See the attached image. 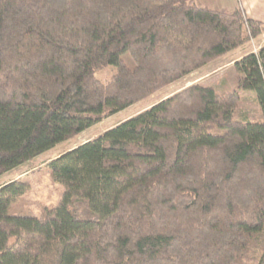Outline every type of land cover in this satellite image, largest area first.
Returning a JSON list of instances; mask_svg holds the SVG:
<instances>
[{"label": "trees", "instance_id": "obj_1", "mask_svg": "<svg viewBox=\"0 0 264 264\" xmlns=\"http://www.w3.org/2000/svg\"><path fill=\"white\" fill-rule=\"evenodd\" d=\"M263 34L199 0H0V177ZM234 68L40 165L65 190L40 217L1 185L0 264H264V46Z\"/></svg>", "mask_w": 264, "mask_h": 264}, {"label": "rangeland", "instance_id": "obj_2", "mask_svg": "<svg viewBox=\"0 0 264 264\" xmlns=\"http://www.w3.org/2000/svg\"><path fill=\"white\" fill-rule=\"evenodd\" d=\"M202 2L206 0H201ZM208 2V7L212 10H219L214 4L213 0L206 1ZM205 3V2H204ZM261 37V36H260ZM260 41L253 40L248 45L241 47L240 49L234 50L228 53V56L222 58L219 62L212 64V66L217 64H222L226 62L229 65L224 66L222 69L218 70L217 72H210V68L204 69L198 72H195L181 81L171 85L168 88H165L152 97L131 106L130 108L126 109L125 111L116 114L108 119H105L102 123L94 126L93 128L87 130L83 134H81L76 140L68 141L65 143L60 144L53 150L44 153L43 155L37 157L30 163H27L20 168H17L2 177H0V186L20 178H25L29 181L31 187L30 190L26 195L21 197L14 205L12 214L13 215H20L24 217H31V218H38L42 214L43 208H54L56 207L63 195H64V188L60 184H57L53 181L50 172L48 169H41L39 168L40 165H43L48 160L52 158H56L61 153L68 151L75 146L81 145L84 142L96 137L97 135L103 133L108 128L113 127L117 123L126 118L145 110L146 108L152 106L153 104L158 103L159 101L168 98L177 92L191 86L194 84H206L214 86L219 92H224L230 89H233L236 86V78L237 73L234 68V63L236 62V58L240 56H244V52H246L249 48L253 46H258ZM253 47V48H254ZM256 51V49H254ZM123 59L126 64L130 68L135 67V62L132 60L129 54L123 55ZM220 59V58H219ZM210 72V73H209ZM115 73V69L113 67H107L106 69L99 71L96 76L102 82L109 81ZM248 96H253L252 94L248 93ZM240 108H248L252 109L253 111L256 109V106L253 103H242Z\"/></svg>", "mask_w": 264, "mask_h": 264}, {"label": "crops", "instance_id": "obj_3", "mask_svg": "<svg viewBox=\"0 0 264 264\" xmlns=\"http://www.w3.org/2000/svg\"><path fill=\"white\" fill-rule=\"evenodd\" d=\"M199 1H200V3H202L208 7V4H207L208 2H206V1H210V0L204 1L205 3L202 2L201 0H199ZM213 2L216 5V7H220V8H217L219 10H226V11L231 12L237 8H241L244 10V12L248 18L264 23V0H213ZM256 40L257 41L263 40V41H261L258 46H255V47L253 46L254 48L253 47L249 48L246 52H244L245 54L252 53V52L257 53L264 46V34ZM254 49H256V51ZM226 56H228V54ZM226 56H224V57H226ZM224 57H222V58H224ZM222 58L211 63L207 67V69L211 67L210 72H217L218 70L222 69L224 66H227V65H229V63H232L230 61L229 63L226 62V63H222L220 65L217 64V65L212 66V64L219 62L220 60H222ZM241 58H242V56L236 58L235 61H238Z\"/></svg>", "mask_w": 264, "mask_h": 264}]
</instances>
